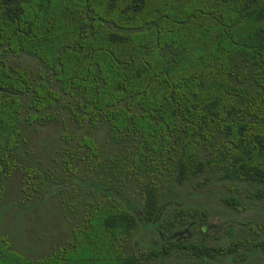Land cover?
Returning <instances> with one entry per match:
<instances>
[{
	"label": "trees",
	"instance_id": "16d2710c",
	"mask_svg": "<svg viewBox=\"0 0 264 264\" xmlns=\"http://www.w3.org/2000/svg\"><path fill=\"white\" fill-rule=\"evenodd\" d=\"M263 201L264 0H0V264H142Z\"/></svg>",
	"mask_w": 264,
	"mask_h": 264
},
{
	"label": "flooded vegetation",
	"instance_id": "af4514ba",
	"mask_svg": "<svg viewBox=\"0 0 264 264\" xmlns=\"http://www.w3.org/2000/svg\"><path fill=\"white\" fill-rule=\"evenodd\" d=\"M249 203V200L246 199ZM240 208L195 207L200 215L164 236L142 264H264V201ZM189 209V208H188ZM209 210V215L202 212ZM136 245V244H135Z\"/></svg>",
	"mask_w": 264,
	"mask_h": 264
},
{
	"label": "rangeland",
	"instance_id": "374dc122",
	"mask_svg": "<svg viewBox=\"0 0 264 264\" xmlns=\"http://www.w3.org/2000/svg\"><path fill=\"white\" fill-rule=\"evenodd\" d=\"M19 219V215L18 214H14V215H12V214H10V213H8L7 211H6V213H4V215L2 216V217H0V221H1V223H0V225L1 226H5L6 228H8V229H10V228H17L18 226L19 227H22L23 226V223H19L18 224V222H17V224L15 223V221L16 220H18ZM14 225V226H13ZM1 229H4V227H2ZM49 229H50V227L47 225H45L44 227H43V231L46 233V234H50L49 232L47 233L46 231H49ZM37 234L38 235H36V237L37 236H40L41 234H42V232H41V227L40 228H38L37 227ZM46 242H45V244H44V246L42 247V249H45L46 247H48L51 243H52V239H49V238H47V240H45ZM49 244V245H48Z\"/></svg>",
	"mask_w": 264,
	"mask_h": 264
}]
</instances>
